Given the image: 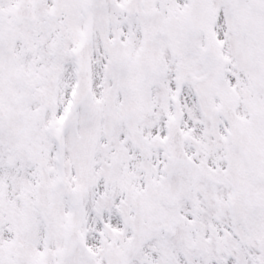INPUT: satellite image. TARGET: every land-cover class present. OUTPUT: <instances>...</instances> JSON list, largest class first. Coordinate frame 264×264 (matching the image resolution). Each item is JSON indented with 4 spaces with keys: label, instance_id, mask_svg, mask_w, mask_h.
Masks as SVG:
<instances>
[{
    "label": "snow or ice",
    "instance_id": "snow-or-ice-1",
    "mask_svg": "<svg viewBox=\"0 0 264 264\" xmlns=\"http://www.w3.org/2000/svg\"><path fill=\"white\" fill-rule=\"evenodd\" d=\"M0 264H264V0H0Z\"/></svg>",
    "mask_w": 264,
    "mask_h": 264
}]
</instances>
